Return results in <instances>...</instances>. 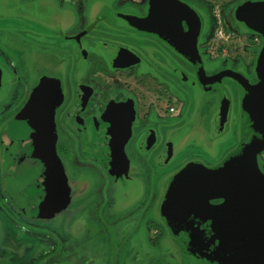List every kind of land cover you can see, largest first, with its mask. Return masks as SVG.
I'll return each mask as SVG.
<instances>
[{
    "label": "flooded vegetation",
    "instance_id": "af4514ba",
    "mask_svg": "<svg viewBox=\"0 0 264 264\" xmlns=\"http://www.w3.org/2000/svg\"><path fill=\"white\" fill-rule=\"evenodd\" d=\"M182 1L194 6L198 17L192 23L161 3L166 19L156 30L169 34L165 37L161 32L130 33L109 24L116 18L113 10L134 9L145 16L149 0L120 5L118 0H0V25L4 17L11 19H7L10 25L0 26V63L16 79L8 99L0 104L7 113L0 120V192L4 193V170L12 174V164L3 156L8 149L3 127L43 75L63 78L56 110L57 156L68 165L75 188L89 182L58 217L21 218L29 232L7 233L0 220V240L9 241L5 251L11 256V260L0 258V264H177L166 241V227L156 214L160 195L156 202L146 200L162 178L181 167L161 170L183 152L173 153L171 159L166 156L173 144L168 133L187 121L199 96L193 93L194 82L200 83L197 68L187 57L193 43L174 39L176 35L199 27L198 53L208 66L207 75L222 70L208 62L204 49L208 26L204 5ZM244 1L237 6L235 19L246 29L237 18ZM33 62L37 74L30 72ZM224 82L234 94L235 124L236 85L229 79ZM206 91L202 85L201 101H207ZM210 124L207 120L208 137L218 140ZM234 128L236 135V124ZM122 142L127 174L120 169L113 173L111 165L87 151L91 145L96 154L109 158L117 155ZM188 147H192L189 160L207 164L220 160V144L210 149L192 142ZM212 157L216 158L209 162ZM18 165L27 169L23 162ZM126 184L133 199L125 198ZM56 186L58 191L64 187L63 173L57 174Z\"/></svg>",
    "mask_w": 264,
    "mask_h": 264
},
{
    "label": "water",
    "instance_id": "95a60500",
    "mask_svg": "<svg viewBox=\"0 0 264 264\" xmlns=\"http://www.w3.org/2000/svg\"><path fill=\"white\" fill-rule=\"evenodd\" d=\"M161 3L171 6L192 23L198 17L197 9L182 0H149L145 16L140 17L134 9L113 10L116 18L110 25L158 33L156 25L166 19ZM237 18L243 27L262 38L253 70L255 81L242 68L227 67L208 76V66L198 53L202 33L199 27L183 33L182 37L178 33L174 38L193 43L189 44L187 57L197 68L199 84L207 89V101H201L200 107L195 108L199 119L196 116L190 123L194 131L206 126L203 111L208 105L210 107L211 100L215 104L207 114L212 118L210 132L220 140L232 131L235 98L224 79L235 83L238 95L237 144L214 164L199 159L187 161L162 183L156 214L166 227V241L175 250L180 264H264V171L261 166L264 153V0L244 1L237 9ZM161 34L169 37L168 33ZM15 80L0 63V104L8 99ZM62 91L61 81L56 77H41L32 95L3 127L8 147L3 156L11 164L18 161L27 168L35 166L36 174L32 175L38 181L31 182L41 184L42 181L40 190L35 192L39 193L42 188L41 193L55 200L68 198L69 201L75 195V185L69 177L68 165L57 156L56 150V110ZM170 146L174 148L175 143ZM167 155L170 156L169 151ZM96 156L101 162H108L106 156ZM62 173L64 187L58 191L57 174L61 177ZM4 175L8 181L13 172L4 170ZM47 185L51 187L45 191ZM26 194L12 193V197L19 207L31 206L38 210L40 207L32 201V193Z\"/></svg>",
    "mask_w": 264,
    "mask_h": 264
},
{
    "label": "rangeland",
    "instance_id": "374dc122",
    "mask_svg": "<svg viewBox=\"0 0 264 264\" xmlns=\"http://www.w3.org/2000/svg\"><path fill=\"white\" fill-rule=\"evenodd\" d=\"M127 4H137L138 0H118L119 5L121 2H125ZM196 3H201L204 5V11L207 14L208 18V26L207 31L205 32L203 36V45L204 49L206 50L207 56H208V62L211 64H216V69H224L227 67L231 68H242L247 72L253 79H255L254 76V66L256 63V58L258 55V52L262 46V38L260 35L250 32L246 29H243L236 21L235 19V10L237 6L243 1V0H192ZM92 13H96L93 11ZM11 20L9 17H4L2 21V24L0 26H8L11 23H9L8 20ZM47 19V18H44ZM110 24V23H109ZM124 31L135 33V31L122 29ZM31 56V53L29 54ZM210 66V65H209ZM32 70H30L31 73L34 72V74H37V70L39 68L37 65L33 62L31 63ZM39 72H42L41 70ZM59 81H63L62 77H57ZM225 85L229 86L228 83L225 82ZM194 91L193 93L195 95H199L196 98V107H200L201 105V88L202 85L194 82ZM220 85L217 86L219 88ZM232 88V87H231ZM199 91V92H198ZM5 108V107H4ZM3 109V108H2ZM212 108L206 107L203 111L204 113V119L212 121V118H208L207 114L211 112ZM2 110H0V120L7 115V113H3ZM2 114V115H1ZM238 115V113H237ZM198 117L199 119V112L196 110H192L191 114L188 116L187 121L178 124L179 126H176L173 131L168 133V139L172 140L175 143V147L171 148L169 150L171 159L176 155L178 152L183 150V152L180 153L179 156H177L171 163H169L167 166L162 167L161 170L163 173H166L167 170H173L174 168H179L184 163L189 161L190 152L192 151V147H188V144L195 142L198 143L202 148H206L205 146H209L210 149L214 146H218L220 144V159L231 149L233 148L237 143V134L235 135L236 129L235 124L232 123V131L227 133L224 137H222L220 140H216L214 137L210 138L208 137V127L204 126L201 128H197V130H193L190 126V123L192 120L195 119V117ZM5 119V118H3ZM2 119V120H3ZM211 126V125H210ZM188 138V139H187ZM187 141V142H185ZM119 149L116 151L117 155L106 158L108 162L103 163L106 165H111L110 170L113 173L117 172V169H120L122 173L127 174V168H125V165L128 163L125 158L124 153V143L122 142L121 145H118ZM117 146V147H118ZM171 147V146H170ZM93 152V157H96V152L93 150L91 145H87V151ZM214 150H210V152H213ZM90 153V152H89ZM173 153H175L173 155ZM92 154V153H91ZM216 158V157H215ZM208 159L209 162H213V159ZM100 160V159H99ZM200 160V159H199ZM169 161V160H168ZM203 161V160H202ZM219 161V160H218ZM214 164V163H210ZM261 164L264 168V153L261 154ZM105 165V166H106ZM108 167V166H107ZM12 172H13V180L8 179V181L4 182V193L0 192V220L2 221V225L8 232H29L30 227L26 226L24 224L25 221L22 219L27 218H33V219H43V217L49 216V217H58L59 215L63 214L64 211H66V207L68 204L72 201L74 196L78 195L83 188H87L85 186H89L88 181H84L81 186L78 188H75L74 190V196L72 199L68 201L67 199H54L53 196H49L46 193H39L35 192L40 190V185L42 186V181L40 183H34L37 180V177L32 175L33 173L36 174L35 166L29 165L28 168L25 170L24 166L18 165V162H13L12 164ZM28 173V174H27ZM22 176V177H21ZM23 178V179H22ZM24 180L28 183L23 184L21 183ZM33 180L34 182H31ZM42 180V179H41ZM163 178L160 180L159 185H155V190L151 192L152 197L146 198V200H153L157 201V197L160 195V189L162 186ZM85 183V184H84ZM47 184V183H46ZM84 184V186H83ZM6 185V187H5ZM44 185V184H43ZM51 185H47L45 191H47ZM12 189V191L10 190ZM131 186L130 184L125 185L124 195L125 198L133 199V194L131 192ZM28 191V192H26ZM76 192V193H75ZM12 193H27L26 195H29L32 193V201L37 202L40 207L37 209H31V206H22L19 207L17 203H15L14 198L12 197ZM12 200V201H11ZM64 200V201H63ZM59 201V202H57ZM12 202L14 204V207L10 203ZM17 207V209H16ZM25 208V209H21ZM27 209V210H26ZM19 212L22 213L20 215ZM33 211V212H32ZM22 218V219H21ZM5 230V231H6ZM5 239L8 238L10 240L11 236H4ZM1 239V238H0ZM9 246V241H2L0 240V258L4 259H10V254H8L7 250ZM169 248L173 249V247L169 244ZM5 249H7L5 251ZM174 250V249H173ZM175 252V250H174ZM176 256V252H175ZM177 264H180L177 256H176ZM4 263V261L2 262Z\"/></svg>",
    "mask_w": 264,
    "mask_h": 264
},
{
    "label": "bare ground",
    "instance_id": "6f19581e",
    "mask_svg": "<svg viewBox=\"0 0 264 264\" xmlns=\"http://www.w3.org/2000/svg\"><path fill=\"white\" fill-rule=\"evenodd\" d=\"M234 117H235V115H234Z\"/></svg>",
    "mask_w": 264,
    "mask_h": 264
}]
</instances>
